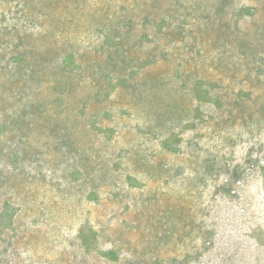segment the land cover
I'll return each mask as SVG.
<instances>
[{"label": "rangeland", "instance_id": "374dc122", "mask_svg": "<svg viewBox=\"0 0 264 264\" xmlns=\"http://www.w3.org/2000/svg\"><path fill=\"white\" fill-rule=\"evenodd\" d=\"M0 264H264V0H0Z\"/></svg>", "mask_w": 264, "mask_h": 264}]
</instances>
